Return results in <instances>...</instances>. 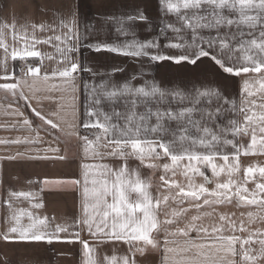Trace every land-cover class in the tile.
<instances>
[{
    "label": "snow or ice",
    "instance_id": "6c2138e0",
    "mask_svg": "<svg viewBox=\"0 0 264 264\" xmlns=\"http://www.w3.org/2000/svg\"><path fill=\"white\" fill-rule=\"evenodd\" d=\"M160 9L167 14H175L183 22L185 28L191 31V42L182 36H177V41L168 40L163 48L175 49L176 52H165L162 50L158 40L138 41L133 39L123 44L97 41L81 45L79 32V10H75L67 18H61L58 27L60 34L49 36L45 39L38 38L37 31H52L56 28L53 25L44 23H25L18 26L13 20L0 23V49L3 55L0 57V90L10 93L16 98L17 103L24 101L31 107V101L25 95L23 85L28 84L31 78L33 83L41 76V67L44 55L37 50V44H50L53 40L57 51L61 54L60 63L63 68L53 69L52 77L58 78L62 83L77 90L75 74L88 72L92 76L100 75L91 67L71 59L70 54L79 52L80 47H88L91 52L98 56L113 54L116 56L147 58L152 63L170 62L177 66H192L199 68L203 63H211L218 74L226 77H247L248 74H256L253 78L242 80L240 103L237 106L235 99L224 97L220 89L211 86L196 88L191 95L192 106L183 107L179 110L160 109L153 110L148 107L143 113L137 114L135 108L137 100L130 101L132 108L126 114L113 110L112 114L105 112L101 107L102 98L114 101L117 97L131 96L142 97L140 103L147 104L148 99L159 97L164 100L166 96L179 98L183 102L187 97L182 91H168L161 89L156 83L150 87H134L130 82H125L122 87H107V82L99 85L93 83L84 84L87 91L85 97L87 103L84 106V118L81 127L85 130L79 135L82 141L83 156L86 162L81 164V179L69 182L44 180L42 183H70L78 187L81 193L82 215L76 221V227L86 230L90 236L99 243L122 242L128 246L129 254L119 257L120 264H137L135 256L137 253L144 255L148 248L160 253L159 264H261L264 262V230L257 229L249 231L247 237L235 235L236 231L245 232L241 221L239 226L236 221L230 219L226 214L219 216L220 224L211 227L197 223L204 216H211L212 212H205L202 215H193L184 227H177L174 230L164 229L163 241L157 240V235L163 225H173L177 219L189 209L181 207L185 203L198 212L202 208H215L216 206H227L235 203L239 206H256L258 213L249 211L247 213L249 222L258 218L264 221V166H248L243 172V180L235 179L241 171L240 157L243 156H264V0H159ZM0 7L4 9L15 8V5L3 3ZM189 13H191L189 15ZM114 17H105V20H113ZM148 17L143 11L137 10L136 14L128 15V22H147ZM119 27L116 32L122 36L133 35L128 28H125L124 21L119 20ZM235 26L237 33L229 35L220 33L221 28L231 29ZM95 25H89L93 30ZM243 29H248L247 33ZM30 30V31H29ZM168 30L179 34L181 28L172 23H166L160 28V33L165 35ZM198 30H208L211 33L215 30L216 35L203 36ZM258 32V35L256 33ZM11 35L12 44L6 42V36ZM240 36L239 42L233 46L230 41ZM251 39H244V36ZM236 52H242L240 59L235 57ZM255 52V54H253ZM29 58H39L40 66L29 62ZM49 60L51 56L47 57ZM20 61L24 66L20 68L19 76L9 72L8 61ZM123 71L114 67L112 73ZM43 80L50 79L49 73L45 72ZM135 78V77H133ZM251 97H258L253 100ZM223 100L224 104L230 105L228 109L217 106L198 109L196 105L205 102L211 105L213 100ZM32 111L44 125L51 129H59V124L53 119L41 114L35 108ZM224 111H231L236 115H242L243 121L230 119L227 126L217 125L219 132H214L202 121L215 123L216 119ZM200 113V119H195L194 114ZM15 115L24 117V113L18 108ZM55 115V113H53ZM124 119L123 126L112 123V116ZM154 118V123H153ZM177 122L183 125L178 129L168 127V122ZM24 126H28L30 132H36V136L29 139H15L12 141L0 140V144H29L37 143L40 140L39 130L32 128V121L24 118ZM96 130L89 135L87 130ZM191 129H195L200 135H193ZM171 139H167V136ZM231 136V138H228ZM248 138L241 142V138ZM231 152L223 149L229 147ZM100 148L108 149L101 152ZM199 149H203L201 151ZM58 152V149H52ZM21 154H17L19 156ZM17 156L7 157L16 159ZM105 156L120 159L123 163L115 168L108 164L96 163L97 159ZM166 157L170 163L162 166L156 163H147L151 169H163L159 180L163 182L161 188L163 193L153 196L151 192L152 182L150 179L142 178L138 170L129 169L127 160L136 158L141 164L146 161H156ZM35 159H48L49 157H32ZM64 159L62 156L54 157ZM92 161V162H87ZM222 161V163H218ZM210 171L211 176L206 172ZM181 175L184 183L168 178ZM225 179H221V177ZM200 178L202 182H197ZM251 182L253 189L246 185ZM32 183V181H29ZM214 187H209L213 185ZM44 189L41 188V191ZM160 192V189H157ZM8 199L4 204L12 209V200L23 197L31 204V208L40 209L44 205L36 200V193L32 191H9ZM169 202L177 207L165 214L160 219L161 206L169 205ZM27 217L28 223H22V218ZM8 227L0 232V240L5 243H74L83 245L87 260L85 264H97L89 254L94 251L89 243L80 239V232L75 231L68 236H61V233H68V227L56 225L49 230V218L34 215L31 211H13L8 218ZM197 234L196 239L191 238L190 233ZM225 232H232V235H224ZM183 236L184 247L181 252H190L196 249L194 257H182L177 260L170 253H176L177 249L170 247L176 244L175 240L168 239L169 236ZM197 239L201 242L197 243ZM258 244V248H253ZM239 245V248H237ZM207 250V251H205ZM214 250V251H213ZM224 255L217 257L216 254ZM239 256V261L236 257ZM231 257V258H229ZM105 264H118L116 255L110 258L104 257Z\"/></svg>",
    "mask_w": 264,
    "mask_h": 264
},
{
    "label": "crops",
    "instance_id": "0c3cea01",
    "mask_svg": "<svg viewBox=\"0 0 264 264\" xmlns=\"http://www.w3.org/2000/svg\"><path fill=\"white\" fill-rule=\"evenodd\" d=\"M3 3H10L15 5V8L4 9L0 7V23L5 21L12 23L15 20L18 30L19 26L25 23H44L46 25H53L56 28L55 33L52 31L40 32L37 31L35 35L40 39H45L49 36L60 34L61 29L58 27L61 18L67 19L75 10H79V32L81 35V45L88 43H95L97 41H106L108 43L123 44L125 41L136 39L138 41L158 40L161 44L162 50L165 52H176L175 49L163 48V45L171 40L177 41V36L184 37L185 40L191 42V31L184 27L183 22L175 14H167L162 12L159 5V0H0V5ZM141 10L148 17L147 22H128L127 16L136 14L137 10ZM191 13H189L190 15ZM114 17L113 20H105V17ZM119 20L124 21V27L128 28L130 32H134L135 36H122L116 32L119 27ZM166 23H172L176 27L181 28L179 34L168 30L164 34L160 33V28ZM89 25H95L93 30H89ZM247 33L248 29H243ZM30 31V30H29ZM200 35H216L215 30L209 33L208 30H198ZM220 33H228L229 35L237 33L238 29L233 26L231 29L221 28ZM258 35V32L256 33ZM252 37L245 35L244 39H251ZM240 40L237 35L235 40L230 41L235 46ZM6 42L12 44L11 35L6 36ZM56 42L53 40L50 44H37L36 48L43 55V64L41 67V76L37 78L35 83L32 79H28V84L23 85L25 95L30 98L31 107H28L24 101L17 103L10 93L0 90V140L12 141L15 139H33L36 132H30L28 126H24L22 121L26 117L32 121V128L39 130L40 140L37 143H4L0 144V232H4L7 227L8 218L11 212L26 210L33 212L34 215L49 218V230H52L56 225L68 227V233H61V236H68L75 231L80 232V239L89 243V246L94 249L89 255L97 261V264H105L104 257H111L116 255L119 257L129 254L128 246L122 242L99 243L94 237L90 236L86 230L77 228L76 221L82 215L81 193L78 187H73L70 183H50L44 185L42 182L48 180L50 182L81 179V164L86 162L83 156L82 141L78 138L85 130L81 127V121L84 118V106L87 101L85 99L87 91L84 87L85 83L89 85L95 83L99 85L101 82H107V87L111 90L112 86L122 87L125 82H130L134 87L148 86L156 83L161 89L168 91L178 90L186 94V99L181 102L179 98L166 96L164 100L159 97L155 99H148L147 104L140 103L142 97L122 96L117 97L114 101H109L102 98L101 107L105 112L112 114L113 110L117 113L126 114L131 110L132 99L137 100L135 111L137 114L143 113L148 107L155 110L160 109L179 110L183 107L192 106L190 103L191 95L194 94L196 88L202 86L217 87L220 89L224 97L228 99H235L237 106L240 103V92L242 80L245 78H253L256 74H248L247 77L242 76L226 77L220 75L215 70L211 63H203L199 68L193 69L192 66H177L170 62L152 63L147 58H132L124 56H116L113 54H106L98 56L91 52L88 47H80L79 52L70 54L71 59L88 65L100 75L92 76L88 72L75 74L77 76L76 84L77 90L73 91L71 88L65 86L62 81L56 77L51 76V72L56 68H63V63H60L61 54L57 51ZM255 54V52L253 53ZM3 55V50L0 49V57ZM51 56L49 60L47 57ZM242 52H236L237 59L242 58ZM29 62H34L36 66H40L39 58H29ZM14 61L9 59V72H15ZM23 62L18 61V72L23 67ZM120 68L123 71H117L114 74L112 69ZM45 72L49 73L50 79L45 82L43 75ZM135 77V78H133ZM3 82V81H0ZM256 100L258 97H251ZM222 106L223 109H228L230 105L224 104L223 100H213L211 105L201 102L196 105L200 108H215ZM19 109L24 113V117L15 115V110ZM35 108L41 114L51 118L54 122L59 124V129L53 130L49 125H44L43 122L32 111ZM55 113V115H53ZM195 119H200V113L194 114ZM230 119H235L242 122L243 116L236 115L231 111H224L219 116L215 123L211 121H202V124H207L214 132L220 135V126H227ZM112 123L123 126L124 119L115 115L112 116ZM153 118V123H154ZM183 125H178L177 122H168V127L171 129H178ZM89 135L96 130H87ZM193 135H200L196 133L195 129H191ZM171 139V136H167ZM228 138H231L229 136ZM248 138L242 137L241 142ZM58 149V152L52 151ZM204 151L203 149H199ZM224 151L231 152L232 149L226 147ZM101 152H106L108 149L100 148ZM21 154L17 156V154ZM17 156L16 159H7V157ZM49 157L48 159H35L32 157ZM62 156L64 159L54 157ZM92 162V161H87ZM96 163H103L112 166L113 168L121 165L123 162L120 159L105 156L103 159H97ZM147 163H156L163 165L170 163L166 157L156 161H146L141 164L136 158H129L127 165L129 169L138 170L142 178L150 179L152 182L151 192L153 196L163 193L161 185L162 181L159 176L164 174L163 169H151L146 165ZM222 163V161H218ZM241 171L237 174L235 179L243 180V172L248 166H264V156H243L240 157ZM211 176L210 171L206 172ZM168 178L175 179L179 183H184V177L176 175L172 177L167 174ZM225 179V177H221ZM32 181V183H29ZM197 182H202L197 178ZM250 190L254 188V184L249 182L246 185ZM209 187H214L209 185ZM41 188L44 190L41 191ZM160 189V192L157 191ZM32 191L36 193V200L33 202H41L44 207L40 209L31 208V204L23 197L12 200V209H9L4 201L7 200L9 191ZM175 204L169 202V205L161 206L160 219L165 218L166 213H170L171 209L176 208ZM181 207L189 209L186 214L177 219V223L169 226H161V231L153 236L160 241H163L165 232L168 228L174 230L177 227H184L193 215H202L205 212H212L211 216H204L201 221L197 223L206 227L212 225H219L221 222L219 216L226 214L230 219L236 221L239 226L242 221L248 231H236L235 235L240 237H247L249 231L257 229L264 230V221L256 218L253 222H249L247 213L249 211L258 213L256 206H237L235 203L227 206H216L213 208H202L199 212L195 208H191L189 204L185 203ZM22 223L27 224V217L22 218ZM232 232H225L224 235H232ZM191 238L196 239L195 232L190 233ZM168 239L175 240L177 243L170 245L177 249L176 253H170L177 260L182 257H194L197 250L192 249L190 252H181L186 237L177 235L169 236ZM201 242L197 239V243ZM252 247L258 248V244H253ZM239 248V245H237ZM207 251V250H205ZM214 251V250H213ZM224 255L223 253L216 254L217 257ZM231 258V257H229ZM237 256L236 260L239 261ZM87 257L85 256L83 245L79 242L74 243H5L0 240V264H85ZM135 260L137 264H159L160 253L148 248L144 255L136 254ZM264 264V262H261Z\"/></svg>",
    "mask_w": 264,
    "mask_h": 264
},
{
    "label": "trees",
    "instance_id": "16d2710c",
    "mask_svg": "<svg viewBox=\"0 0 264 264\" xmlns=\"http://www.w3.org/2000/svg\"><path fill=\"white\" fill-rule=\"evenodd\" d=\"M14 66H15V73H17L18 72V61H15V63H14Z\"/></svg>",
    "mask_w": 264,
    "mask_h": 264
}]
</instances>
